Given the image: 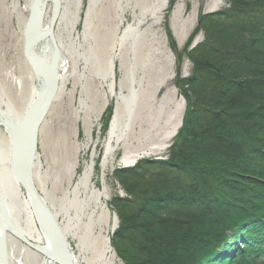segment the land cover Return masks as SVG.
I'll return each instance as SVG.
<instances>
[{"label": "trees", "instance_id": "1", "mask_svg": "<svg viewBox=\"0 0 264 264\" xmlns=\"http://www.w3.org/2000/svg\"><path fill=\"white\" fill-rule=\"evenodd\" d=\"M227 1L180 52L166 29L176 63L192 64L175 79L186 110L166 159L113 172L123 264H264V0Z\"/></svg>", "mask_w": 264, "mask_h": 264}, {"label": "rangeland", "instance_id": "2", "mask_svg": "<svg viewBox=\"0 0 264 264\" xmlns=\"http://www.w3.org/2000/svg\"><path fill=\"white\" fill-rule=\"evenodd\" d=\"M15 1H18L16 9L13 7ZM160 1L81 0L80 19L84 18L90 7L91 24L85 37L81 35L80 22L77 33L71 39L73 41L77 37L75 48L79 54L84 55V59L71 56L68 82L61 99L58 102L54 99L38 131L35 155L40 156L49 200L56 207L63 196L59 192L61 169L67 172L70 164H74L70 188L90 161L92 152L97 155L93 181L97 187L105 183L109 189L102 234L108 237L110 247L111 237L118 228L119 221L109 204L113 197L125 196L114 181L113 172L132 167L144 158L166 159L167 150L181 127L186 110L185 99L176 88L175 79L177 75L188 78L192 64L185 56H181L179 65L176 63L177 57L169 46L166 29L170 30L180 52L197 26L200 14H212L228 6L227 0H168L160 15L152 16L155 7L160 6ZM170 1L173 2L172 10L166 16ZM28 4L27 0H0V89L18 111H21L31 87L30 70L23 57V38L20 35L24 20L28 17ZM123 17L124 22L121 23ZM139 22L134 42L125 43L115 60L114 79L117 89H122L124 93H127L134 81L138 91V104L129 136L115 151L103 171L99 159L104 150L115 102L96 75L105 67L111 55L115 35L127 25L136 26ZM203 38L202 32L197 33L189 48L197 46ZM65 42L69 45L66 39ZM80 100L85 101L83 111L80 110ZM0 139L7 145V136L2 127ZM87 142L89 149L85 152L83 145ZM132 156L135 157L134 160ZM32 186L36 191L39 184L35 182ZM43 204L63 232V216H55L48 205ZM114 218L116 225L112 228ZM67 233L64 238L71 254L77 258L78 241L74 236L80 233L76 228ZM20 244L38 254L40 262L45 258L34 247L22 241ZM112 253L113 260L108 264H123L114 251ZM37 261L39 262L29 256L24 263L37 264Z\"/></svg>", "mask_w": 264, "mask_h": 264}, {"label": "bare ground", "instance_id": "3", "mask_svg": "<svg viewBox=\"0 0 264 264\" xmlns=\"http://www.w3.org/2000/svg\"><path fill=\"white\" fill-rule=\"evenodd\" d=\"M27 1L29 3L27 5L28 17L24 20L20 35L23 39H32L34 44L31 46L30 51L27 50L26 55L24 54V47L22 49L23 57L30 70L29 80L31 87L21 111H18L13 106L0 89V127L4 128L7 136V145H4L2 139H0V264H25L24 260L29 259V256L38 259L39 262L37 261V264H54L52 260L49 259L48 261L46 258L40 262L41 257L39 258L38 254H34L27 247L20 244V239L17 238L18 235L22 236L32 247L43 253L52 252L47 232L43 227V221L28 193L24 190L21 179L18 178L12 167L13 148L17 152L25 149V142H21L17 138L21 139L27 136L28 138L26 139H29L34 124L30 121L25 126L24 131L19 132L18 136L15 133L14 136L7 122L20 126V124L22 125V119L29 117L32 113L36 115L33 119L34 121L42 115L43 110L47 114L54 99H56V102L61 99L65 85L68 82L67 72L71 56L75 55V57L84 59V55L79 54L77 48H75L77 37L73 41L71 37L77 33V25L80 22L82 23L81 35L86 37L91 24L90 7H88L84 18L80 19L81 0ZM166 2L168 0H161L160 6L157 5L158 7H155L154 5L153 8L155 7V9L152 16H159ZM34 3L38 5V8L34 10L35 16L31 19L30 9ZM17 4L18 1L13 2L14 9L17 8ZM42 6L43 11L41 12ZM56 15L57 18L52 23L51 21ZM123 22L124 17L121 19V23ZM139 25L140 22L136 26L127 25L120 33L115 35L111 46V55L107 59L105 67L97 72L99 76L96 75L115 102L106 133L104 150L99 159L100 164L98 163L103 171H105L115 151L121 144L125 143L129 136L138 104V91L134 86V81L127 93H124L122 89H117L114 79L115 60L125 43L134 42V36ZM64 38L69 45L66 44ZM37 42L38 44H36ZM67 47L70 51H68ZM32 61L38 65L40 70H44L45 74H49L50 78L51 72H55L53 77L55 84L43 83V75L37 68L32 67ZM41 93H44L42 98L40 97ZM84 104L85 101L80 100L81 111H83ZM96 119L99 121V117ZM40 125L36 139L38 138ZM83 149L85 152L88 151V142L83 145ZM33 157L34 161L31 169L34 171L31 170L29 181L31 185L35 182L39 184L36 191L34 190L36 196L48 205L55 216H63L62 222L65 223L64 229H62L63 232H61L63 236L73 228H76L80 233L74 236L78 241L77 247L79 250L77 258L72 255L76 263H79L77 261H81L84 264L111 263L113 251L108 237L102 234L104 219L107 215L106 204L109 189L105 183L101 187H97L93 181L96 166L95 160L97 158L95 152H92L90 161L86 163L78 179L70 188L74 164H70L67 172L61 169L59 192L63 196L60 197L58 207L54 206V203L49 200L40 156L34 153ZM18 170L23 171L20 163L18 164ZM115 225L116 219L114 218L112 228H115Z\"/></svg>", "mask_w": 264, "mask_h": 264}, {"label": "water", "instance_id": "4", "mask_svg": "<svg viewBox=\"0 0 264 264\" xmlns=\"http://www.w3.org/2000/svg\"><path fill=\"white\" fill-rule=\"evenodd\" d=\"M36 8H38V5H36L34 3L30 9V18L31 19H33L35 16L34 10H36ZM40 11L41 12L43 11V6L41 7ZM56 18H57V15H56V17H54L52 19L51 22L54 23ZM33 44L34 43H33L32 39H30V38H24L23 39V47H24V54L25 55H26V52H28L27 50L30 51V48H31V46H33ZM36 44H38V42ZM31 64H32V67L37 68L42 73L43 83L46 84L49 82V83L55 84L54 79H53L55 72H51V78H50L49 74H45L44 70H40L38 68V65L34 61H32ZM51 86H53V85H51ZM43 95H44V93H41L40 97L42 98ZM35 116L36 115H34L32 113L29 117H25L24 119H22V125L20 124V126L15 125L12 122H7V125L9 126L10 130L13 131L12 134H14V136H15V133L18 136L19 132L24 131L25 126L30 121H31V123L34 124V128L32 130V133H31L29 139H26V138H28L27 136H24V138L22 137L21 139L17 138V139H19V141L25 142V149H22L20 152H17L16 149L13 148L12 167H13V170L16 172L18 178L21 179L24 190L28 193L33 204L35 205V209L37 210L40 218L43 221V225H44L43 227H44L45 231L47 232L49 244L51 245V249H52L51 253H43L42 251H38V250L37 251L39 253H41L46 259L52 260V262L54 264H76L72 254L69 250V246L67 245L66 240H65L64 236L62 235L61 230L56 223V220L51 215L48 208L40 200V198H38L36 196L34 189H33V186L30 184V181H29L30 180L29 175H30L31 170H32L31 169L32 163L34 161L33 154L36 151L37 130H38L39 125L41 124L42 119L45 118L46 114H45V111L43 110L42 115L33 121ZM23 159H24V161H22ZM19 163H20V166L22 165L23 171L18 170V164ZM17 238L20 239V241H22L23 243H25L31 247V245L28 242H26V240H24V238L22 236L18 235Z\"/></svg>", "mask_w": 264, "mask_h": 264}]
</instances>
